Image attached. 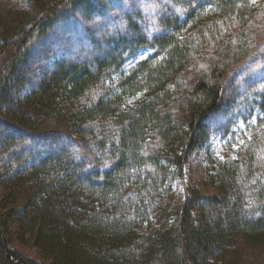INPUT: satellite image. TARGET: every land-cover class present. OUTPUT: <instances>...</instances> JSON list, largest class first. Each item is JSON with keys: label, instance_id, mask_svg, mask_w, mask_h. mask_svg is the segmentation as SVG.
Instances as JSON below:
<instances>
[{"label": "trees", "instance_id": "trees-1", "mask_svg": "<svg viewBox=\"0 0 264 264\" xmlns=\"http://www.w3.org/2000/svg\"><path fill=\"white\" fill-rule=\"evenodd\" d=\"M263 35L264 0H0V264H254L264 67L226 75Z\"/></svg>", "mask_w": 264, "mask_h": 264}, {"label": "rangeland", "instance_id": "rangeland-1", "mask_svg": "<svg viewBox=\"0 0 264 264\" xmlns=\"http://www.w3.org/2000/svg\"><path fill=\"white\" fill-rule=\"evenodd\" d=\"M261 67H264V35L262 40L255 45L248 58L227 73L228 89L234 90L238 94L237 87L240 82L253 74L255 69ZM252 114L253 111L250 107L242 103L230 114V118L224 126L218 127L212 132L205 146L196 154L191 166L187 169V177L190 182H195L206 170L211 156H221L231 151L234 141H238L245 134L247 125L252 122ZM148 230L149 227L141 228L142 232ZM260 253L257 254L248 249L244 254L247 260L254 262V264H264V253Z\"/></svg>", "mask_w": 264, "mask_h": 264}]
</instances>
